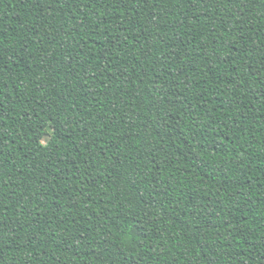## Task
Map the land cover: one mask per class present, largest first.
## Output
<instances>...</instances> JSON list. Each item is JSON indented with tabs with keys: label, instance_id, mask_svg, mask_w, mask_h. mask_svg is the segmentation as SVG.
I'll return each mask as SVG.
<instances>
[{
	"label": "trees",
	"instance_id": "1",
	"mask_svg": "<svg viewBox=\"0 0 264 264\" xmlns=\"http://www.w3.org/2000/svg\"><path fill=\"white\" fill-rule=\"evenodd\" d=\"M0 264H264V0H0Z\"/></svg>",
	"mask_w": 264,
	"mask_h": 264
}]
</instances>
